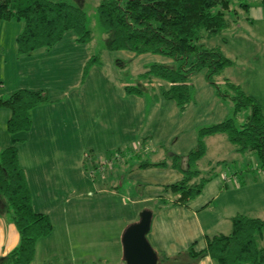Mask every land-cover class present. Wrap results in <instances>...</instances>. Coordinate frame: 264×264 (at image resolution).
<instances>
[{"label":"rangeland","instance_id":"rangeland-1","mask_svg":"<svg viewBox=\"0 0 264 264\" xmlns=\"http://www.w3.org/2000/svg\"><path fill=\"white\" fill-rule=\"evenodd\" d=\"M100 1L65 0L85 13L88 42H77L68 31L53 48L30 55L16 48L23 24L0 20V99L21 89L41 90L47 97L30 110L28 132H7L9 111L0 108V150L15 145L27 168L34 149L44 146H57L63 160L73 161L74 151L77 156L76 168L60 169L59 183L34 185L38 199L54 198L55 254L47 264H124L122 234L145 212L151 214L147 241L158 248L156 255L170 258L193 244L203 249L206 236L228 234L232 216L264 220V167L257 155L236 152L226 133L199 134L230 118L241 125L249 114L243 109L235 115L236 93L227 83L260 99L264 112V31L262 23L249 21L258 13L255 0H241L249 11L232 0L226 16L231 27L211 37L203 33L200 42L218 46L232 64L213 77L214 84L206 70L186 73L191 102L182 110L163 95L170 84L149 72L153 65L176 69L179 63L162 55L111 51L97 17ZM257 3L264 9L262 0ZM200 142L204 153L190 162ZM91 143L105 149L90 152ZM81 156L88 157L87 170ZM187 170L210 180L188 205H179L169 186Z\"/></svg>","mask_w":264,"mask_h":264},{"label":"trees","instance_id":"trees-1","mask_svg":"<svg viewBox=\"0 0 264 264\" xmlns=\"http://www.w3.org/2000/svg\"><path fill=\"white\" fill-rule=\"evenodd\" d=\"M231 3L232 0H101L96 12L100 26L110 38L111 51L162 55L179 63L176 69L153 65L149 72L170 84L163 95L182 110L191 102L186 73L206 70L207 81L214 84L213 77L232 64L218 46L206 47L200 42L203 33L211 37L231 27L232 21L226 17ZM239 6L249 8L242 1ZM0 20L23 24L16 38L17 52L21 55L53 48L68 31L77 35V42L90 39L85 13L65 0H0ZM227 85L236 93L235 115L243 109L249 110V114L238 126L230 118L203 128L199 131L200 137L226 133L236 152L255 153L264 167L263 110L253 96L235 85ZM46 98L41 90L21 89L0 99V108L9 111L7 132H28L30 110ZM17 140L13 138V142ZM198 148L191 153L190 162H196L203 155V143ZM90 152L87 156L95 159ZM86 160L83 161L85 170L88 169ZM199 174V171L187 170L179 182L169 186L179 195L177 204L186 205L201 193L210 178H200ZM2 215H7L14 224L19 242L0 258V264H31L37 241L51 234L52 223L48 215L32 207L31 192L18 149L13 144L0 151ZM231 226L229 234L207 237L206 246L201 250H196L193 244L175 257L157 255V264H196L204 257H209L214 264H263L264 220L238 214L231 218Z\"/></svg>","mask_w":264,"mask_h":264},{"label":"crops","instance_id":"crops-1","mask_svg":"<svg viewBox=\"0 0 264 264\" xmlns=\"http://www.w3.org/2000/svg\"><path fill=\"white\" fill-rule=\"evenodd\" d=\"M257 2H258V0H255V4H253V8L258 11L257 16H255L253 19H250L249 21L253 25L256 22L262 23L260 28L264 31V9L261 8L260 4L258 5ZM250 7L251 6L249 5V8ZM249 8L248 9L243 8V9L246 11H249ZM261 36L264 39V32L262 33ZM248 95L253 96L258 102L261 101L260 99L258 100L257 97H255L253 94H248ZM86 144H87V140H86ZM89 146H91L89 149L92 150L93 152H96V153H98V152L100 153V151L105 149L104 147L100 148V146H94V145H92V143ZM5 147H7V146H5ZM85 147H87V145ZM84 151H86V150H84ZM60 152H61V150L57 146H52V147L44 146L40 149H38V148L34 149L33 154L31 156L32 162H31V164H28V168L29 167L32 168L31 172L27 171V169H28L27 166L20 163L21 167L24 170L25 177L27 180V184H28L29 190L31 192L33 209L36 212H40V213H44V214L48 215L50 220H51V223L53 222L52 221L53 216L51 214L50 209L53 205L54 198L52 196L45 194L46 195L45 198L41 195V200L38 199L39 193H38L37 188L34 187V185L38 184L39 182L42 183L43 186L47 183H52V182L53 183L54 182L59 183L57 177L60 173V169H62L63 167L70 169L71 165H73V168L77 167V159H76L77 156L75 153L76 151H74L73 161H70L67 159L63 160V158H62L63 156ZM80 164L83 165V156H81ZM52 179L54 181H52ZM42 200H44L45 202H41ZM186 205H188V204H186ZM65 212L66 211H63L62 216L65 215ZM191 214L193 217H195L193 225L195 227H197V218H196L197 214L195 211H191ZM233 217L234 216H232L231 218H233ZM64 218L66 219V217H64ZM64 218H62V219L64 220ZM231 218H230V222H231ZM125 225H127V223ZM231 229H232V226H231ZM122 231H123V229H122ZM53 232H54V226L52 223L51 234L48 237L39 239L37 241L36 246H35V256H34V259H33L31 264H47L48 263L47 257L50 255H52L54 257L55 244H54ZM230 232H231V230L229 231V233ZM219 234H225V233H219ZM214 235H218V234H214ZM214 235H212V236H214ZM212 236H206V239H207V237H212ZM67 241H68V239H67ZM18 242H19V235L17 233V230H16L14 224L7 217H5V216L1 217L0 216V258L4 255L8 254L9 252H11L18 245ZM69 243L72 244L71 241ZM151 246H153L152 243H151ZM205 246H206V240H205ZM156 250L158 251V248H156ZM156 250L154 249V251H156ZM161 255H163L164 257H168L164 253H161ZM205 258L206 259H204V262H202V264H214L213 261L209 257H205Z\"/></svg>","mask_w":264,"mask_h":264},{"label":"water","instance_id":"water-1","mask_svg":"<svg viewBox=\"0 0 264 264\" xmlns=\"http://www.w3.org/2000/svg\"><path fill=\"white\" fill-rule=\"evenodd\" d=\"M151 214H141L138 223L129 225L122 234L124 264H157V255L146 239L150 230Z\"/></svg>","mask_w":264,"mask_h":264},{"label":"built area","instance_id":"built-area-1","mask_svg":"<svg viewBox=\"0 0 264 264\" xmlns=\"http://www.w3.org/2000/svg\"><path fill=\"white\" fill-rule=\"evenodd\" d=\"M85 158H88L87 156H85Z\"/></svg>","mask_w":264,"mask_h":264}]
</instances>
